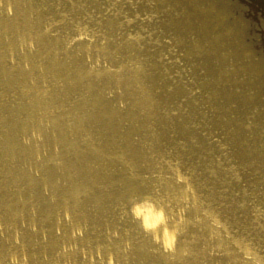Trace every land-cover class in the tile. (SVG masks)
<instances>
[{
  "label": "bare ground",
  "instance_id": "6f19581e",
  "mask_svg": "<svg viewBox=\"0 0 264 264\" xmlns=\"http://www.w3.org/2000/svg\"><path fill=\"white\" fill-rule=\"evenodd\" d=\"M147 3L163 0H0V264H264V158L244 117L223 120L225 96L187 63L216 114L171 110L123 56L166 35L140 20Z\"/></svg>",
  "mask_w": 264,
  "mask_h": 264
},
{
  "label": "rangeland",
  "instance_id": "374dc122",
  "mask_svg": "<svg viewBox=\"0 0 264 264\" xmlns=\"http://www.w3.org/2000/svg\"><path fill=\"white\" fill-rule=\"evenodd\" d=\"M147 4L140 20L149 23L152 32L164 28L166 35L146 34L139 40V47L125 49L123 56L139 63L152 81L163 82L169 99L165 102L171 110H175L173 103L188 112L200 104L216 114L214 101L200 95L184 75L187 63L193 68L194 78L225 96L221 101L227 111L223 120L244 117L241 130L245 148L264 158V0H163L162 7ZM122 10L129 19L138 15L130 7ZM114 14L105 11L104 16L111 18ZM66 29L58 27V32ZM132 30L119 29L114 36L117 40L131 36ZM171 49L177 50L178 57L165 67L160 58ZM145 50H151L153 56L144 55Z\"/></svg>",
  "mask_w": 264,
  "mask_h": 264
},
{
  "label": "clouds",
  "instance_id": "9594fccd",
  "mask_svg": "<svg viewBox=\"0 0 264 264\" xmlns=\"http://www.w3.org/2000/svg\"><path fill=\"white\" fill-rule=\"evenodd\" d=\"M146 230L150 231L151 225L146 226ZM174 240H175V236L170 235L168 241L166 242V247L168 248V250H173Z\"/></svg>",
  "mask_w": 264,
  "mask_h": 264
}]
</instances>
